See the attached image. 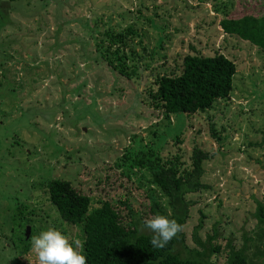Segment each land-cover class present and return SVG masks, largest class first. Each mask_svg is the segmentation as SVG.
<instances>
[{
  "label": "rangeland",
  "instance_id": "rangeland-1",
  "mask_svg": "<svg viewBox=\"0 0 264 264\" xmlns=\"http://www.w3.org/2000/svg\"><path fill=\"white\" fill-rule=\"evenodd\" d=\"M244 14L264 15V0H0V264H37L31 233L22 234L31 219L13 220L22 204L36 225L56 223L74 247L83 243L81 225L46 201L51 179L90 193L91 207L107 200L127 221L145 220L153 199L166 200L136 158L179 152L188 163L193 145L213 155L203 164L208 188L187 195L186 243L195 246L197 228L202 241L215 229L222 249L228 239L242 246L264 202V52L219 22ZM120 32L118 52L109 37ZM216 52L236 63L229 96L192 114L149 107L157 74L180 73L186 54ZM122 53L134 55L131 77L107 64ZM211 263L226 264L224 252Z\"/></svg>",
  "mask_w": 264,
  "mask_h": 264
},
{
  "label": "trees",
  "instance_id": "trees-1",
  "mask_svg": "<svg viewBox=\"0 0 264 264\" xmlns=\"http://www.w3.org/2000/svg\"><path fill=\"white\" fill-rule=\"evenodd\" d=\"M219 24L224 33L236 35L264 52V15L225 17ZM127 32H131V29L128 28ZM109 38V46L118 44V52L127 45L121 32L110 35ZM143 42L140 40L141 44ZM102 55L107 58L104 48ZM120 57H123V60L118 64L112 59H108L107 64L120 74L131 77L135 71H127L126 60H133L134 55L122 53ZM235 73V61L220 52L213 55L186 54L182 59L180 73H162L155 76V88L149 89L147 103L150 108L161 111L166 116L204 111L216 100L229 96ZM212 134L217 135L215 132ZM216 139L219 141L220 137ZM212 155V152L202 149L199 145H193L188 163L181 159L179 152L167 157L149 152L147 158H136V165L148 170V181L166 200L164 206L160 201L153 199L149 206L152 217L164 215L185 225L190 216V208L195 203L187 198V195L208 188L202 178L203 164ZM44 194L46 201L52 203L61 220L81 225L82 254L86 255L87 264H212V255L221 251L225 254L226 264H264V202L261 200L257 201L253 213L256 220L254 230L251 234L244 233L242 246L238 249L231 239L227 240L222 249V244L215 241V229L213 235L202 241L197 234V228L192 236L194 247L187 245L182 231L164 248H154L151 245L153 233L140 232L138 226H144V219L137 215L138 221L135 222L132 210H129V213L133 218L127 221L122 212L107 200L102 201L99 206L91 207L90 193L82 191L64 178L48 181L44 186ZM35 212L34 209L28 210L26 204H22L12 214L15 225L19 227L23 226L19 223L22 216L31 219L28 224L31 239L41 231L47 230L42 224H35L41 220ZM55 226L56 223H53L52 227ZM24 232L25 230H22L25 238ZM182 250L185 256L181 255Z\"/></svg>",
  "mask_w": 264,
  "mask_h": 264
},
{
  "label": "clouds",
  "instance_id": "clouds-1",
  "mask_svg": "<svg viewBox=\"0 0 264 264\" xmlns=\"http://www.w3.org/2000/svg\"><path fill=\"white\" fill-rule=\"evenodd\" d=\"M144 227L153 233L151 245L154 248H164L183 231V225L164 215L145 219ZM74 243L75 247L60 230L50 227L32 238V252L37 264H87L82 242L75 240Z\"/></svg>",
  "mask_w": 264,
  "mask_h": 264
},
{
  "label": "water",
  "instance_id": "water-1",
  "mask_svg": "<svg viewBox=\"0 0 264 264\" xmlns=\"http://www.w3.org/2000/svg\"><path fill=\"white\" fill-rule=\"evenodd\" d=\"M25 237L27 238V237H29V235H30V226H26V228H25Z\"/></svg>",
  "mask_w": 264,
  "mask_h": 264
}]
</instances>
